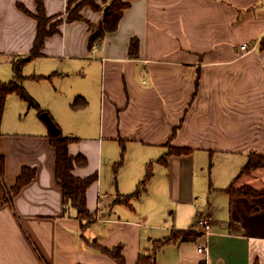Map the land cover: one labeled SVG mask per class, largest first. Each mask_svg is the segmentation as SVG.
I'll list each match as a JSON object with an SVG mask.
<instances>
[{"label":"crops","instance_id":"crops-1","mask_svg":"<svg viewBox=\"0 0 264 264\" xmlns=\"http://www.w3.org/2000/svg\"><path fill=\"white\" fill-rule=\"evenodd\" d=\"M19 3L37 11L36 0H0L3 81L37 35V20ZM68 3L44 0L47 14L64 20L23 66V87L52 121L15 92L6 100L4 182L13 186L26 166L36 175L0 205V264H119L97 245L119 247L126 264L140 254L158 264H264V195L224 190L236 180L264 187V167L240 175L250 154L264 155V0H132L117 29L93 43L90 24L104 12L85 7L82 19L67 21ZM78 96L87 103L73 107ZM53 127L73 138L70 154L87 157L73 173L98 174L87 189L90 222L64 202ZM170 145L192 151L162 161ZM220 156L242 163L223 185L211 183L215 206L198 194L196 170ZM201 217L212 226L206 253L200 234L153 251L154 240L175 230L198 232Z\"/></svg>","mask_w":264,"mask_h":264},{"label":"trees","instance_id":"trees-1","mask_svg":"<svg viewBox=\"0 0 264 264\" xmlns=\"http://www.w3.org/2000/svg\"><path fill=\"white\" fill-rule=\"evenodd\" d=\"M69 0L67 11L68 15L65 17L67 21H74L82 19L83 16L80 10L72 9L70 10ZM104 4L109 6L108 11L104 10V19L97 26L96 30L93 32L90 38V42L93 43L98 39H103L106 33L114 31L117 29L119 21L123 16L126 8H128L132 0H103ZM37 11L31 12L22 3L18 6L27 14L33 16L37 20V35L34 41L33 48L30 54L25 57H20L13 60L14 76L9 81H3L0 79V135H1V124L6 107V100L9 94L17 93L23 100H25L29 106L36 107L41 112H44L39 106V104L28 94L22 85V80L25 78L23 73V66L35 56L40 55L41 49L45 44V39L47 36L57 32L59 30V25L63 22L64 18L58 16H49L46 12L44 0H36ZM87 5H90L93 9H97L99 3L96 0H86ZM261 47H264V37L261 40ZM139 53V40L137 37L132 38L130 42V55L136 57ZM35 78L48 77L44 75H33ZM87 103L86 99L82 96L75 98L73 102V107H81ZM46 113V112H44ZM48 115V113H46ZM51 119V118H50ZM52 121V120H50ZM53 123V122H52ZM57 134L51 135V142L56 148V178L58 183L63 188L64 202L72 205L77 209L78 216L87 220L88 222L92 219V214L87 206V189L88 187L98 178V174H92L87 177H79L73 173V169L76 165L85 166L88 163L87 157L79 154L72 155L69 152V143L73 140L72 137L64 135L60 129ZM176 129L174 130V133ZM125 146L122 142V153L120 161L117 162L116 167L120 166L124 157ZM192 151L191 148L185 146H169L168 152L160 158L162 161L166 162L167 155L176 154L183 155L188 154ZM264 167V155L258 153H252L249 156L248 162L242 167L241 174L250 173L254 169ZM153 172L152 164L150 163L147 167V173L142 180V184H145L151 177ZM36 175V170L30 167H24L21 174L18 176L16 183L8 187L4 182L5 176V157L0 153V205L4 203H13L14 196L21 190V188L31 181ZM235 181L228 186L225 191L231 195H244L249 197H254L258 195H264V188H255L251 185L235 186ZM200 231L195 230H175L169 236L154 240L153 251L156 252L161 249L166 243L176 240H185L188 238H193L195 235H202ZM97 249L107 253L119 264H126L123 255L121 254L120 248H108L106 246L97 245ZM205 263V262H204ZM136 264H158L155 255L151 254H140ZM257 264V263H256Z\"/></svg>","mask_w":264,"mask_h":264},{"label":"rangeland","instance_id":"rangeland-1","mask_svg":"<svg viewBox=\"0 0 264 264\" xmlns=\"http://www.w3.org/2000/svg\"><path fill=\"white\" fill-rule=\"evenodd\" d=\"M96 1L97 2L99 1V6L96 10H100V11L104 12L105 7L107 6L106 3L104 4L102 2V0H96ZM123 1H125V0H123ZM85 2H86V0H72V2L70 3V10L77 9V10H80L79 12H82V10L85 7L92 8L90 5H87ZM90 25L93 28H97V26H95L94 24H90ZM38 112L40 113L39 109H38ZM44 112H41L40 114L44 115L45 114ZM50 118H51V116L49 114H48V116L46 115V117H45V119L49 122L51 120ZM241 163H242L241 159H238V158L233 159V158L225 157V156H220V157H216V158H213L211 160L208 159L207 161H205V164H203V165H205L204 168L201 169V167H200L196 170V172H197L196 173L197 185H198V188H200L198 191V194L201 195L205 199H209L211 201H214L215 206H216V203L219 202V200L217 199V197L211 198L209 195V187H210L211 183L213 182L214 184H217V185H223L224 182L227 180L229 172H238V170L241 167ZM244 174H247V173H244ZM237 181L238 180H236L234 183L235 186H242L243 185L240 183V181H238V182ZM244 185L253 186L252 184H246V183ZM261 188H264V187H261ZM204 201L206 202V200H204ZM248 219H249V217H248ZM247 222L249 223V220H247ZM251 223H252V221H250V224ZM259 223H260V225H262L264 223V214H262L260 216Z\"/></svg>","mask_w":264,"mask_h":264},{"label":"built area","instance_id":"built-area-1","mask_svg":"<svg viewBox=\"0 0 264 264\" xmlns=\"http://www.w3.org/2000/svg\"><path fill=\"white\" fill-rule=\"evenodd\" d=\"M241 48L243 50H248L247 45H242ZM199 226H200V232L201 234L206 238V244H202L198 247L199 252L206 253L208 251V236L211 233V220L210 218L207 217H201L198 221ZM207 257V256H206Z\"/></svg>","mask_w":264,"mask_h":264},{"label":"water","instance_id":"water-1","mask_svg":"<svg viewBox=\"0 0 264 264\" xmlns=\"http://www.w3.org/2000/svg\"><path fill=\"white\" fill-rule=\"evenodd\" d=\"M108 9H109V6L107 5V6L105 7V11H108ZM44 116H45V114H44ZM58 132H59L58 128L53 127V128H52V133H51V134H57Z\"/></svg>","mask_w":264,"mask_h":264}]
</instances>
